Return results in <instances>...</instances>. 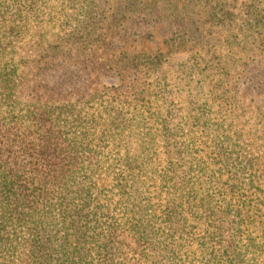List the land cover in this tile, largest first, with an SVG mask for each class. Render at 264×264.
Segmentation results:
<instances>
[{
	"label": "trees",
	"instance_id": "trees-1",
	"mask_svg": "<svg viewBox=\"0 0 264 264\" xmlns=\"http://www.w3.org/2000/svg\"><path fill=\"white\" fill-rule=\"evenodd\" d=\"M0 264H264V0H0Z\"/></svg>",
	"mask_w": 264,
	"mask_h": 264
},
{
	"label": "rangeland",
	"instance_id": "rangeland-1",
	"mask_svg": "<svg viewBox=\"0 0 264 264\" xmlns=\"http://www.w3.org/2000/svg\"><path fill=\"white\" fill-rule=\"evenodd\" d=\"M142 29H143V26H142ZM145 30H146V31H151L152 34H154V33H153V30H152V28H151L150 26L146 27ZM153 38H155L154 41L158 40V37H157V36H155V37H153Z\"/></svg>",
	"mask_w": 264,
	"mask_h": 264
}]
</instances>
